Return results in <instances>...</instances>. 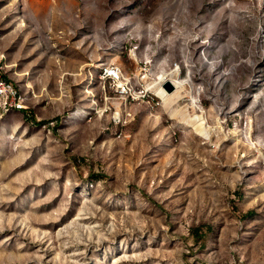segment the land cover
Segmentation results:
<instances>
[{
    "label": "rangeland",
    "instance_id": "1",
    "mask_svg": "<svg viewBox=\"0 0 264 264\" xmlns=\"http://www.w3.org/2000/svg\"><path fill=\"white\" fill-rule=\"evenodd\" d=\"M0 50V264H264V0H0Z\"/></svg>",
    "mask_w": 264,
    "mask_h": 264
},
{
    "label": "bare ground",
    "instance_id": "2",
    "mask_svg": "<svg viewBox=\"0 0 264 264\" xmlns=\"http://www.w3.org/2000/svg\"><path fill=\"white\" fill-rule=\"evenodd\" d=\"M167 83L172 85L173 88L171 91H168L165 88ZM147 89H151L155 93V95L161 100L163 108L168 111L170 110L171 104L176 103L184 97L185 82L179 80V68H176L170 73L163 74L161 77L156 78L155 81L149 82ZM188 112L189 111L186 109V106L176 108L171 113V119H173L177 125H182L184 127L190 126L191 117ZM196 122L197 121H193V125H196ZM197 125L199 126L200 122H197ZM210 136V132H208L206 137L211 138Z\"/></svg>",
    "mask_w": 264,
    "mask_h": 264
},
{
    "label": "built area",
    "instance_id": "3",
    "mask_svg": "<svg viewBox=\"0 0 264 264\" xmlns=\"http://www.w3.org/2000/svg\"><path fill=\"white\" fill-rule=\"evenodd\" d=\"M105 72L107 76L115 81L120 79V69L116 66L105 68ZM25 109V98L20 89L10 79L6 56L0 50V117L9 111H23Z\"/></svg>",
    "mask_w": 264,
    "mask_h": 264
},
{
    "label": "water",
    "instance_id": "4",
    "mask_svg": "<svg viewBox=\"0 0 264 264\" xmlns=\"http://www.w3.org/2000/svg\"><path fill=\"white\" fill-rule=\"evenodd\" d=\"M165 88L168 90V91H171L172 90V85L170 84V83H167L166 85H165Z\"/></svg>",
    "mask_w": 264,
    "mask_h": 264
}]
</instances>
